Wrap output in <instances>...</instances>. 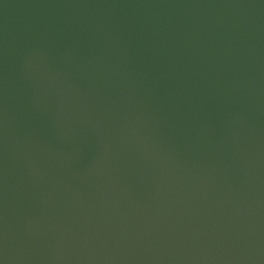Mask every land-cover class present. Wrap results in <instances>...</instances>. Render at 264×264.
I'll use <instances>...</instances> for the list:
<instances>
[{"label": "water", "instance_id": "obj_1", "mask_svg": "<svg viewBox=\"0 0 264 264\" xmlns=\"http://www.w3.org/2000/svg\"><path fill=\"white\" fill-rule=\"evenodd\" d=\"M0 264H264V0H0Z\"/></svg>", "mask_w": 264, "mask_h": 264}]
</instances>
